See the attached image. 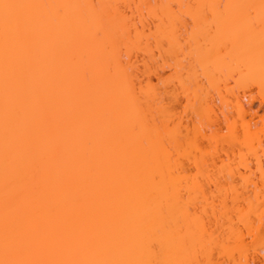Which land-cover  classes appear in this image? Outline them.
Wrapping results in <instances>:
<instances>
[{
  "label": "bare ground",
  "instance_id": "bare-ground-1",
  "mask_svg": "<svg viewBox=\"0 0 264 264\" xmlns=\"http://www.w3.org/2000/svg\"><path fill=\"white\" fill-rule=\"evenodd\" d=\"M0 264H264V0H0Z\"/></svg>",
  "mask_w": 264,
  "mask_h": 264
},
{
  "label": "rangeland",
  "instance_id": "rangeland-1",
  "mask_svg": "<svg viewBox=\"0 0 264 264\" xmlns=\"http://www.w3.org/2000/svg\"><path fill=\"white\" fill-rule=\"evenodd\" d=\"M255 104L257 105L258 103H255ZM180 110H181V107H180ZM259 110H260V111H262V109H261V108H259Z\"/></svg>",
  "mask_w": 264,
  "mask_h": 264
}]
</instances>
